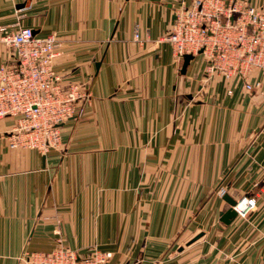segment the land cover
Segmentation results:
<instances>
[{
  "label": "crops",
  "instance_id": "crops-1",
  "mask_svg": "<svg viewBox=\"0 0 264 264\" xmlns=\"http://www.w3.org/2000/svg\"><path fill=\"white\" fill-rule=\"evenodd\" d=\"M181 1L0 0V27L55 33L53 69L90 93L46 154L10 149L0 119V264L59 241L109 264H264V86L201 85V54L181 72L160 41ZM220 187L256 208L224 223Z\"/></svg>",
  "mask_w": 264,
  "mask_h": 264
},
{
  "label": "built area",
  "instance_id": "built-area-1",
  "mask_svg": "<svg viewBox=\"0 0 264 264\" xmlns=\"http://www.w3.org/2000/svg\"><path fill=\"white\" fill-rule=\"evenodd\" d=\"M172 30L160 41L170 44L175 62L184 55H203L201 85L218 76L241 81L251 92L264 86V6L247 0L181 1L174 9ZM0 36L8 56L0 63V119L13 125L6 133L10 149H35L43 154L62 146L61 127L70 118L82 117L90 101L86 85H64L53 69L60 42L55 33L39 36L31 27ZM139 40V33L134 32ZM259 75V77H258ZM232 94V89L227 90ZM226 194L225 187L217 190ZM233 206L237 217H246L257 206L255 196L242 195ZM22 264H109V253L96 247L80 253L61 241L51 251L26 252Z\"/></svg>",
  "mask_w": 264,
  "mask_h": 264
},
{
  "label": "water",
  "instance_id": "water-1",
  "mask_svg": "<svg viewBox=\"0 0 264 264\" xmlns=\"http://www.w3.org/2000/svg\"><path fill=\"white\" fill-rule=\"evenodd\" d=\"M193 58L192 55L186 54L183 57V63L181 67V72L185 73L186 66L188 65L189 61ZM224 200L229 204V209L224 212L221 216V221L224 223H229L232 219L236 217V212L233 209V206L236 204V201L231 198L229 195H224L223 196Z\"/></svg>",
  "mask_w": 264,
  "mask_h": 264
}]
</instances>
